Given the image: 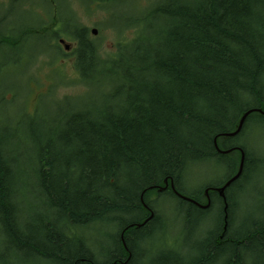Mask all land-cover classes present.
<instances>
[{
  "label": "trees",
  "instance_id": "16d2710c",
  "mask_svg": "<svg viewBox=\"0 0 264 264\" xmlns=\"http://www.w3.org/2000/svg\"><path fill=\"white\" fill-rule=\"evenodd\" d=\"M125 19L132 38L117 34L106 55L73 16L53 19L49 41L56 56L60 37L74 42L67 56L84 95L57 100L52 86L23 114L8 113L12 100L0 94V264H143L158 254L161 264H258L264 212L237 233L234 215L236 195L260 165L244 137L264 126L255 112H264V0H152ZM1 35L0 53L19 46L20 35ZM248 111L238 135L226 137ZM214 140L230 153L218 154ZM237 149L243 171L223 200L212 189L236 174ZM210 162L226 177L188 190ZM170 182L200 206L208 190L209 206L180 199ZM165 196L178 203L181 224L172 227L204 233L189 249L201 250L194 260L167 240ZM210 220L214 228L205 231ZM99 225L116 230L110 248L97 250L82 236Z\"/></svg>",
  "mask_w": 264,
  "mask_h": 264
},
{
  "label": "rangeland",
  "instance_id": "374dc122",
  "mask_svg": "<svg viewBox=\"0 0 264 264\" xmlns=\"http://www.w3.org/2000/svg\"><path fill=\"white\" fill-rule=\"evenodd\" d=\"M29 2L34 5L33 13L14 7L8 20L0 25L3 32L0 31L1 40H5L1 33L7 38L13 35L16 38L20 35L16 38L19 42L17 48L8 51L4 49L0 53V64L4 66L0 75V94L6 101L12 100L6 105L8 113L10 110L12 112L21 110L23 114H29L28 112L33 111L38 103V95L46 93L49 88L52 91V86L54 87L52 97L57 100L65 96L85 94V89L77 84L73 58L67 56L74 47V42L68 37H60L56 42L63 52L56 56L54 50L56 48L52 47L55 42L49 41V34L54 27L51 23L55 17L68 19L69 16H73L77 24L88 29L90 39L95 40V45L100 47L101 55H106L114 52L117 34L121 33L129 39L132 38L134 31H125V18L140 15L152 3V0H124L111 5L104 2L84 3L86 0H30ZM2 26L9 29L4 32L7 28L2 29ZM92 29L96 30V35L91 34ZM60 39L70 46L69 51H65L59 44ZM50 103L48 107L52 105ZM254 127L251 129L253 131L244 137V143L249 146L252 158L260 160V165L255 168L251 179L244 182L243 190L236 195L238 205L234 215V232L236 233L245 232L254 221L260 220L264 212V126ZM225 177V171L216 162L206 163L195 170L187 189L198 190V187L204 184L220 181ZM159 200H161L160 208L168 215L165 218V224L171 235L170 237L167 235V240H170L172 248L176 249L177 254H184L187 259L194 260L199 257L201 250L195 249L196 252H191L189 249L200 244L202 238H205L204 233L198 234L196 229L188 232L179 229L181 220L176 219L179 218L176 216L178 203L166 196L160 197ZM26 207L27 205H24V210ZM175 222L179 225L172 227V223ZM213 228L211 220L203 227L205 231ZM115 231L112 226L99 225L82 233V236L96 243L98 245L96 249L100 250V246L111 247V239L108 235H113ZM157 243L158 241L153 242V244ZM1 248L0 243V250ZM155 257L143 264H154L153 261L157 259H159L157 264H161L160 260L165 258V255L158 254ZM256 263L264 264V255Z\"/></svg>",
  "mask_w": 264,
  "mask_h": 264
},
{
  "label": "water",
  "instance_id": "95a60500",
  "mask_svg": "<svg viewBox=\"0 0 264 264\" xmlns=\"http://www.w3.org/2000/svg\"><path fill=\"white\" fill-rule=\"evenodd\" d=\"M96 30L93 29L92 30V34L93 35H96ZM60 43L64 46V49L66 51H69L70 50V46L68 44H65L63 40H60ZM252 111H248L246 113H244L242 115V117L240 118L239 120V123H238V126H237V129L231 133V134H226L225 136L226 137H233V136H236L240 131H241V128L244 124V121L245 119L247 118V116L251 113ZM255 112L261 114L264 116V112H262L261 110H256ZM214 145H215V148L217 149V146H216V143H215V140H214ZM239 152H240V162H239V167H238V171L237 173L231 178L229 179L221 188H214L212 189V191H215L223 200L225 199L224 198V191L226 188H228L230 186L231 183L235 182L241 175L242 171H243V163H244V153L241 149H238ZM231 150H227V151H218L220 152L221 154H229ZM170 186V189L182 200L186 201V202H191L193 204H195L196 206L202 208V209H206L208 206H209V200L207 201V204L205 206H200L196 203H194L192 200L188 199V198H185V197H182L180 195H178L175 191H174V187H173V184L172 182H170L169 184ZM167 188V183L165 182V187L164 188H160L158 189V192H162L164 191L165 189ZM205 194H207V191H205ZM224 210H226V206L224 208Z\"/></svg>",
  "mask_w": 264,
  "mask_h": 264
},
{
  "label": "flooded vegetation",
  "instance_id": "af4514ba",
  "mask_svg": "<svg viewBox=\"0 0 264 264\" xmlns=\"http://www.w3.org/2000/svg\"><path fill=\"white\" fill-rule=\"evenodd\" d=\"M29 1L30 0H0V25H3L8 20L7 18L11 14V12H12L14 7H18V9L23 10L24 12L33 13L32 12V7L34 5H32ZM46 2L50 3V1H46ZM30 15H32V14H30ZM3 28H7V27H3L2 26V29ZM8 29L9 28L4 30V32H6ZM31 29H33V28H31ZM0 31L2 32L1 28H0ZM12 33L14 34L13 30H12ZM203 196H204V198L206 199V202H207L208 198H209L208 197V193L205 194V191H203Z\"/></svg>",
  "mask_w": 264,
  "mask_h": 264
},
{
  "label": "bare ground",
  "instance_id": "6f19581e",
  "mask_svg": "<svg viewBox=\"0 0 264 264\" xmlns=\"http://www.w3.org/2000/svg\"><path fill=\"white\" fill-rule=\"evenodd\" d=\"M237 135H238V134H237ZM237 135H236V136H237ZM233 137H235V136H233ZM233 137H230V138H233ZM224 203H225V202H224ZM226 206H227V203H226Z\"/></svg>",
  "mask_w": 264,
  "mask_h": 264
}]
</instances>
